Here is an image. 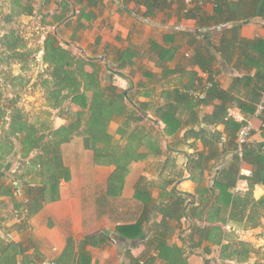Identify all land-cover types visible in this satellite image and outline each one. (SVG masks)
Instances as JSON below:
<instances>
[{"label":"crops","instance_id":"0c3cea01","mask_svg":"<svg viewBox=\"0 0 264 264\" xmlns=\"http://www.w3.org/2000/svg\"><path fill=\"white\" fill-rule=\"evenodd\" d=\"M37 1L40 12L48 15L47 26L55 25L66 44L73 39L84 54L103 60L107 65L105 73L136 103L151 101V108L143 112L149 118H156L155 104L160 103L163 90L183 91V87L204 82L214 73L216 85L230 97L229 109L251 117L255 129L240 154L237 144L234 150V144H229L236 143L237 133L234 139L225 124L210 126L220 135L215 158L205 165L203 176L199 170L194 171L190 161L202 151L209 154V147L200 139L184 140V136L193 124L191 114L195 111L201 121L220 104L218 98L194 109L179 110L185 127L161 143L163 155L144 148L148 157L127 171L95 162L91 150L83 145L76 147L79 141L73 140L62 151L70 178L61 181L57 199L46 202L32 215L28 214L30 197L25 188L41 184L40 169L15 166L8 180L0 177V189L13 184L19 188H12L11 194L0 192V257L13 242L19 247L15 264H39L48 259H54L56 264H167L159 255V243L181 247L183 238L189 247L191 221L186 220L187 216L182 223L171 220L165 232L160 223L161 205L165 207L173 199L174 190L188 193L184 197L187 203L194 195L195 203L200 198L211 199L201 197L197 191L214 185L219 173L235 165L234 154L242 158L245 150L247 159L236 165L241 178L230 190L235 220L225 225L229 236L223 243L230 242L231 249L237 251L242 248L240 243L246 242L247 257L243 258L247 260L239 263L233 258L225 262L264 264V179L251 182L252 186L248 181L260 168V162L264 169V111L255 116L264 91V2L220 0L191 8L188 16L180 0L168 1L170 6L152 15H146L145 6L133 0H89L76 6L75 0ZM63 13H67L63 20L55 21L54 15ZM165 14L171 16L168 22L162 21ZM205 45L222 46L215 55L212 74L192 61ZM163 49L168 52L164 57L160 54ZM178 107L183 106L178 103ZM123 120L116 119L121 124ZM200 121L196 127L203 124ZM156 124L157 130L152 133L160 138L158 132L163 133L164 124ZM112 129H116L113 122L111 133ZM115 137L121 139L122 135ZM71 148L75 150L74 162L66 159ZM208 245L203 241L193 248L183 247L187 263L206 264L207 259L211 264L222 262V245H211L210 254L204 251Z\"/></svg>","mask_w":264,"mask_h":264},{"label":"trees","instance_id":"16d2710c","mask_svg":"<svg viewBox=\"0 0 264 264\" xmlns=\"http://www.w3.org/2000/svg\"><path fill=\"white\" fill-rule=\"evenodd\" d=\"M3 1H8L10 4L9 11L5 13V22L8 25H11L18 17L34 16L38 10L39 1L37 0H0V12L3 10ZM84 1L89 0H75L74 5ZM133 1L145 6L146 15H152L155 10H163L170 6L167 0ZM261 1L264 2V0ZM224 2L220 3L224 4ZM66 7L67 5H65V9ZM192 9L187 10L188 16L191 15ZM63 14L54 15L55 21L63 20L67 13ZM82 14L83 12H81V16ZM43 15L42 20L46 23L48 15ZM25 43L20 31L12 26L6 27L5 33L0 36V46H5L10 51L22 50L20 51L22 56L25 55ZM221 48L222 46L205 45L203 48H199L192 61L212 74L215 55ZM43 52V61L50 67L49 75L44 82L48 84L51 108H60L66 102H71L67 110L69 119L66 123L55 127L48 120H43L40 123L31 120L29 115L17 104V94L13 98L5 95L7 86L0 80V129H3V133L0 135V177L10 178L12 176L11 171L14 168L8 163V158L14 152L19 155L22 161L40 169L41 184H30L25 188L26 195L30 197L28 203V214L30 215L38 212L46 202L59 197L61 181L70 178L69 168L63 162L62 147L76 136H82L84 147L94 152L95 162L115 165L118 170L127 171L131 163L148 157L149 153H145L144 148H148L150 151L154 150L151 152L158 156L163 155L161 143L170 140V136H176L180 129L185 127L180 113L178 114L179 110L182 108L194 109L218 98L221 100L220 104L216 105L212 113L206 114L201 121L195 111L191 114L190 120L193 124L184 136V140L189 137L195 140L200 139L209 147V154L202 151L192 157L190 161L194 171L199 170V174L203 176L205 165L210 159L215 158V145L220 135L210 126L225 124V130L234 139L235 133L240 128L241 123L228 116L231 105L230 97H227L216 83L202 101L193 98L184 89L183 91L180 89L163 90L159 96L160 103L155 104L156 118L151 119L143 114L151 108V101L136 103L134 98L130 100L125 91L116 84L103 83L101 67L98 66L100 62L96 61L98 58L87 57L84 53H74L69 48V44L60 41L51 32H48L44 41ZM160 54L164 57L168 52L163 49ZM88 63L92 67L91 70L87 69ZM8 80H10L13 89L18 85L24 88V83L18 76L8 75ZM201 83L199 81L195 86H199ZM195 86L190 84L183 88ZM178 103L183 107H178ZM118 118L124 119L117 131L122 135V138L113 144L115 136L110 132V124ZM199 121L203 124H198L199 127H196ZM146 122H150L152 127L148 128ZM158 122L164 124L163 133L158 132L160 138L152 133ZM186 126H188L187 123ZM126 140L127 143L123 145V141L126 142ZM229 144H234L233 150L237 148L233 141ZM118 145L121 147V152L116 151ZM247 156L248 152L245 150L242 158L239 154H234L235 165H231L227 172L219 173L215 177L214 185L203 187L197 191L201 197L210 196L211 199L202 200L200 198V201L195 203L193 198L197 196L191 195L192 198L187 203V198L184 197H188L189 194L174 190L173 199L166 203L165 207L161 205L162 220L160 223L165 232L167 231L165 225L171 220L182 223V218L187 216L189 218L186 220L191 221L189 235L191 244L189 247L186 246V240L183 238L181 247L168 245L166 242L159 243L157 247L159 255L167 264H188L184 257L183 247L193 248L199 246L203 241L210 243L204 248L208 254L211 252V245H222L220 257L223 261L218 264H228L225 261L233 260V258L239 263L247 260V258H243V256L247 257V249L244 248L247 245L246 242H241L242 248L237 251L231 249L230 242L223 243L229 236L225 225L235 220V203L232 201L233 195L230 190L235 181L241 178L236 165L242 159L246 160ZM167 162L168 157L165 160V163ZM262 164L260 162V168L253 171V177L247 178L250 186H252L251 182L264 179ZM4 170H7V174H4ZM12 188L13 190L14 188L19 189L14 184L10 188L3 185L0 192L11 194ZM241 212L242 210L239 213ZM195 217H200V220L196 221ZM17 251H19L18 245L10 242L2 251L0 264H15ZM178 257L182 260L179 261ZM211 263V260H206V264Z\"/></svg>","mask_w":264,"mask_h":264},{"label":"rangeland","instance_id":"374dc122","mask_svg":"<svg viewBox=\"0 0 264 264\" xmlns=\"http://www.w3.org/2000/svg\"><path fill=\"white\" fill-rule=\"evenodd\" d=\"M3 10L0 12V36H2L5 33L6 27L12 26L18 29L20 31L22 37L24 38V41L26 42V46L24 49L25 55H21L22 50L18 51H10L5 46H0V80L2 82H5V85L7 86V89L5 90V95L7 97H15L17 94L18 102L17 104L26 112L27 115H29V118L33 121H38L40 123L43 120L50 121L55 127H59L55 124L57 121L58 123L60 121H68V113L67 110L69 109V106L71 104L70 101L66 102L64 106L60 108H51L50 101H49V89L48 84L45 83V79L49 75L50 67L44 63L43 61V49H44V41L45 38L48 35V32H51L55 34L58 39L62 42H64L61 38L62 35L58 33V30L55 28V25L47 26L46 23L49 21L46 17V23L42 20L43 14H40L39 10V4H38V10L34 16H22L16 18L11 25L6 24L5 22V13L9 11V5L8 1H3ZM51 8V7H49ZM48 10V9H47ZM172 10V9H171ZM45 12V11H44ZM167 13V12H166ZM171 15L172 13L169 12ZM168 14H165L162 18L163 22H166L169 17L166 16ZM168 22V21H167ZM69 44V48L76 54L78 53H84L79 45L74 42L72 39ZM65 43V42H64ZM68 46V45H67ZM16 53V54H15ZM19 54V55H18ZM99 54H103L99 53ZM87 56V54H85ZM89 57V56H87ZM92 58H95L94 56ZM97 62H100L98 66H100L101 74L103 77V83L109 84L114 83V80L110 77L108 73H105V68H107V65L103 60L98 59ZM87 69L91 70L92 67L88 63ZM8 75H15L18 76L21 81L24 83V88L21 85H18L16 88H12L10 80H8ZM116 82H119V79H115ZM19 91V93H16ZM19 95V97H18ZM130 100H133L132 95H128ZM74 107V105H72ZM65 113V114H64ZM65 122V123H66ZM121 123L120 121H113V126L116 129H112V134L115 136V134L119 135L118 128L120 127ZM148 128H151V124H147ZM155 128L153 131H156ZM159 131V130H158ZM3 133V129H0V135ZM141 133V132H140ZM82 136H76L73 140H78L79 143L76 145V147H79L81 145L84 146ZM72 140V141H73ZM116 140H119V138H114L113 144H116ZM70 142H67L64 145H67ZM76 141V143L78 142ZM126 142L123 141V145ZM63 145V146H64ZM63 151V147H62ZM118 152H121V147L118 145ZM75 150L73 148L69 149V152L66 154V159L75 161ZM92 155L94 152L91 150ZM15 152L9 156L8 163H10L11 167L15 168L14 166H20L25 167L29 164L25 161H22L19 155H14ZM63 158V155H62ZM64 162V159H63ZM139 162V161H137ZM136 162L131 163L129 166L131 167ZM4 174H7V170H4ZM4 179L8 180V177H3ZM234 260V259H233ZM229 264H234L232 262H228Z\"/></svg>","mask_w":264,"mask_h":264},{"label":"built area","instance_id":"2783aa9c","mask_svg":"<svg viewBox=\"0 0 264 264\" xmlns=\"http://www.w3.org/2000/svg\"><path fill=\"white\" fill-rule=\"evenodd\" d=\"M167 1L174 2L179 0H167ZM180 1H182V4L185 6L186 10H188L194 7L203 6L206 3H217L220 0H180ZM186 55L189 56L190 54H186ZM210 76L206 81L202 82L199 86L192 88H185L184 91L199 101L204 100L209 90L215 84L216 74L213 73ZM263 111H264V91L262 93V100L259 103L255 116L260 115ZM228 116L230 118H233L235 121L241 123L236 136V144L239 153L242 154V149L249 142L252 136V133L255 129V124L251 117L249 118L245 116L242 112L234 109L228 110ZM39 264H56V261L54 259H48Z\"/></svg>","mask_w":264,"mask_h":264}]
</instances>
